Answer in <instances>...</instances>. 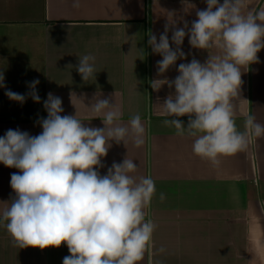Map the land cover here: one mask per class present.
<instances>
[{"label": "crops", "instance_id": "obj_1", "mask_svg": "<svg viewBox=\"0 0 264 264\" xmlns=\"http://www.w3.org/2000/svg\"><path fill=\"white\" fill-rule=\"evenodd\" d=\"M220 4L224 0H218ZM0 0V137L9 129L37 136L47 118L44 101L48 94L61 98V116H77L86 127L104 128L89 107L97 93L110 98L127 125L135 115L145 127L144 144L136 147L110 141L101 158L106 175L113 163L127 157L137 164L134 177H151L156 193L145 209L146 220L155 225L152 239L138 264H264V136L246 128L252 115L264 123V48L257 61L242 66L239 98L234 100L235 126L247 133V147L234 155L220 156L219 165L193 152L195 137L177 135L164 121L162 104L175 88L154 80L174 81L180 64L209 56H221L219 46L194 48L189 29L196 13L206 10V0ZM242 12L264 9V0H243ZM168 25L170 48L175 29L186 35L180 49L184 58L160 73L162 55L153 52L149 34L159 37ZM95 56L93 76L84 81L77 71L79 57ZM90 63H92L90 61ZM39 80L35 102L30 82ZM25 95L23 103L10 100L5 92ZM242 101H247L246 103ZM96 117V118H95ZM187 127L188 116L178 117ZM19 169L0 163V210L15 198L10 181ZM166 199L161 201L160 193ZM6 224V222H4ZM0 224V264H63L70 256L66 244L45 249L14 245ZM163 247V252L159 251Z\"/></svg>", "mask_w": 264, "mask_h": 264}, {"label": "clouds", "instance_id": "obj_2", "mask_svg": "<svg viewBox=\"0 0 264 264\" xmlns=\"http://www.w3.org/2000/svg\"><path fill=\"white\" fill-rule=\"evenodd\" d=\"M206 3V10L196 13L198 19L189 29V43L198 49L219 46L223 57L209 56L203 64L196 59L182 63L174 81L154 80L152 88L159 90L163 84L175 88V95L162 104L164 114L188 116V124L185 127L173 118L166 119L165 126H174L177 135L195 137L194 154L219 165L220 156L234 155L248 144L247 133L236 129L233 102L240 94V68L256 62L264 48V9L244 15L243 0ZM73 7H80L79 0H73ZM168 30L165 25L158 43L156 35L149 34L153 52L163 57L157 62L160 73L184 58L179 46L185 29L173 32L175 50L170 48ZM94 62L91 54L79 57L77 71L84 81L93 76ZM3 79L0 73V86H4ZM38 84L39 80L29 84L35 102H40L35 91ZM5 95L20 103L26 99L11 90ZM99 96L89 108L96 117L103 116L104 128L86 127L76 115L61 116V98L49 93L44 101L48 115L41 120L39 135L9 129L0 137V163L20 170L11 175L15 198L0 210V224L6 222L19 248L66 244L71 255L63 264H138L156 227L145 219V209L156 193L155 182L151 177L130 175L138 166L127 157L120 164L113 163L106 175L97 169L103 167L101 158L107 155L110 141L125 144L130 137L139 148L144 144L145 127L139 114L122 124L120 107ZM246 128L257 137L264 136V123L252 115L247 116ZM159 198L164 201L165 193Z\"/></svg>", "mask_w": 264, "mask_h": 264}]
</instances>
